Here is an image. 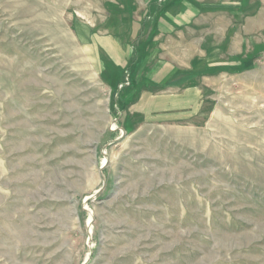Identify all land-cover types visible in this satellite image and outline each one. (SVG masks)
I'll list each match as a JSON object with an SVG mask.
<instances>
[{
  "label": "rangeland",
  "instance_id": "1",
  "mask_svg": "<svg viewBox=\"0 0 264 264\" xmlns=\"http://www.w3.org/2000/svg\"><path fill=\"white\" fill-rule=\"evenodd\" d=\"M147 2L0 0V264H264V0Z\"/></svg>",
  "mask_w": 264,
  "mask_h": 264
},
{
  "label": "crops",
  "instance_id": "2",
  "mask_svg": "<svg viewBox=\"0 0 264 264\" xmlns=\"http://www.w3.org/2000/svg\"><path fill=\"white\" fill-rule=\"evenodd\" d=\"M147 10L148 12L157 13L156 20L154 21V30L155 27L156 32L158 31V35H156L155 39L158 37L163 38L165 36V40L167 43V46H163L159 44V48H165L167 50L168 47H170L171 43H178L179 45L188 44L187 40L190 37V39L193 37V32L195 31V28H198V18L200 16H204V14L209 12H235L233 7H237L238 9H242V7L245 5L250 4V0H148ZM155 13V14H156ZM141 25V31L140 34L137 37H139L136 41L142 42L139 39H142L143 37H147V35L150 33L149 31L152 30H145L144 31V25ZM149 27V26H148ZM145 34V35H144ZM189 35V36H188ZM144 39V40H145ZM131 42H133L131 40ZM121 44L117 43L118 46H115L114 52L122 53L125 49L126 52L132 53L131 46L129 47L130 41L129 39H125ZM144 43V42H142ZM128 45V46H127ZM157 49V48H156ZM169 53V52H168ZM203 56V54H200ZM171 57H174V55H171ZM173 64H167L159 62L160 64H166L170 67L167 69L165 73H163L161 70L151 72L152 75L151 79L155 80L154 83H152L151 79L147 77L150 82L146 83V86H149L150 89H148L151 92H155V87L157 89V86L159 87L160 81L162 80H168L171 75H176L178 70L187 69L185 66H191V64L180 63L176 60L174 57L171 59ZM197 60V58H195ZM132 62V61H131ZM195 61H193L194 64ZM127 64V63H126ZM177 64V65H176ZM128 65V64H127ZM130 65H133L131 63ZM129 66V65H128ZM181 66H183L181 68ZM181 72V71H180ZM184 73V72H182ZM134 84L136 83L138 86H136V89H139L142 84H140L141 81L137 79V76L135 79H133ZM154 84V85H152ZM145 94V92H142ZM142 98V94L140 95V99ZM139 99V100H140Z\"/></svg>",
  "mask_w": 264,
  "mask_h": 264
}]
</instances>
